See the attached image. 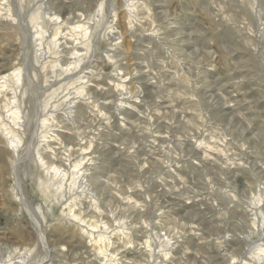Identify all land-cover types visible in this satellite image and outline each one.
<instances>
[{"label": "rangeland", "instance_id": "rangeland-1", "mask_svg": "<svg viewBox=\"0 0 264 264\" xmlns=\"http://www.w3.org/2000/svg\"><path fill=\"white\" fill-rule=\"evenodd\" d=\"M55 1L51 12L70 23L63 30L67 39L74 14L94 17L103 4L106 19L74 77L40 69L24 83L28 93L20 103L29 131L66 134L53 147L81 143L77 160L90 168L92 191L80 196L86 218L72 217L73 196L61 204L47 200L30 153L14 167L0 142V264L26 251L30 264L258 262L264 245V0H133L132 16L124 0ZM34 8L25 5V22ZM110 19L116 31L107 41L100 34ZM12 28L0 22V77L25 65ZM70 42L64 67L72 61ZM77 88L85 90L68 120L66 104ZM121 104L127 109L119 114ZM56 106L60 114L48 122L52 127L42 128ZM16 180L24 206L14 200ZM38 220L48 248L38 239ZM167 237L173 250L152 258Z\"/></svg>", "mask_w": 264, "mask_h": 264}, {"label": "bare ground", "instance_id": "bare-ground-1", "mask_svg": "<svg viewBox=\"0 0 264 264\" xmlns=\"http://www.w3.org/2000/svg\"><path fill=\"white\" fill-rule=\"evenodd\" d=\"M130 1L133 2V0H124L126 6L129 8L128 9L129 16H132V15H134L133 14L134 13V9H133V6L134 5H132V2H130ZM255 1L256 0H253V3L252 4H254ZM53 2H56V1L55 0H0V22L6 21L7 23L10 24V26H13L15 28V30L18 31L17 34L19 36L20 42L22 43V45H20V46H21L22 50L24 51L23 54H24V62H25V65L24 66H19V67L15 68L13 71H11V72H9V73H7V74H5V75H3V76L0 77V142L3 145V148L1 149V151L4 152V153H6V154L12 155L11 158H12V164H13L14 167H15V164H17L19 162L20 158L22 157V155L25 152L30 153V157H31V159H30L31 161L30 162L32 164L31 165V168L34 169L37 172L35 174H36V179H37L36 180L37 181L36 184H37L38 190L42 193V195L47 200H50L53 203L56 202L57 204H61L63 202V200H65V199L68 200L67 198H70V197L73 196V201L69 204V210L68 211L70 213H72V215H71L72 217L79 218L81 220L85 216L82 217L81 209H83V208L81 207L82 205H81V202H80V200H81L80 196L81 195H87L86 193L88 191H92V188H90V184H89V181H90L89 178L92 177V175H90L91 173H89V175H90L89 176L88 175V172H87V170H90V168L84 169V167L86 165L84 166L81 163V159L80 160H77L78 159V156L77 155H79L78 154L77 147H80L81 146L80 145L81 143L78 144L79 141H78V143L77 142L76 143L73 142V143H71L72 146L69 147V148H66V147L63 148L64 146H61V144H60V146H58V144H57L56 146H58V147H55V146L53 147V144H54L53 141H55L57 139V137L64 138L66 136V134H64V132L63 133H61V132L54 133L55 131L53 129H49V130H45L44 129V131L42 130V132H41L40 135H37V129L36 128H35L34 131H29L28 125H26V127H25V120H24L25 119V116L24 115H26L28 112L26 113V111H25L26 114L23 113L24 112L22 110V106L23 105L20 103V99L23 100V98H22L23 95H25V94L28 93V92L26 93V90L27 89H26L24 83H27L26 82L27 80L30 81V82H33V80H34L33 78H35V77H37L39 75L38 71L40 69L42 70V73L41 74L47 72L46 70L48 69V67H51L54 70H58V69L60 70L59 71L60 73L58 72L59 76H61V75H69L70 77H74L76 75V73H77V70L81 66V64L87 58H89L88 57L89 54H90L89 53V50H90V48L93 49L91 47V44H93L92 42L95 39V35H96L95 33H97L96 32V29H97V27L102 26L101 23L106 18H105V14H104V11H103L104 10L103 9V4H101L100 5V9L98 11H96V13H94L95 14V15H93L94 17H88L87 18L83 14L82 15H75L74 14L73 15V18H76L77 21L75 20V23L76 24L73 26V30L74 31L71 34V37L74 38V41L73 42H70L69 40H70L71 37L69 39H67V36L68 35L67 34H63V30L66 28V25L69 23V20H64L62 18V16L59 13H57L58 11L57 12H54L53 11L54 13L51 12V6H52ZM64 2L66 3V1H63V3ZM27 3L29 5L31 4V5H33L35 7L34 8V11L33 12L31 11L32 13L29 16V22H28L29 24L27 23V21L25 22V19H24V13L26 14V12H25V5ZM30 7L31 6H29V8ZM31 9L32 8H30V10ZM57 9H59V8H57ZM68 13H69V11H68ZM75 13H76V11H75ZM70 16H71V13H70ZM84 19H88L89 21L88 20L83 21ZM114 22H115V20H111L110 19V21L107 22L108 24H110V26L107 23H105V24L108 25V27H106L105 28V31H103L100 34L103 39L109 41V40L112 39V37L113 38L115 37V36H113V35H115V31H116V30L114 31V28H115V26H114L115 24L113 25ZM72 24H74V23H72ZM131 26H134V24L131 23L130 27ZM263 27H264V24H263ZM14 28H12V29H14ZM107 28H108L109 31L107 30ZM131 29H130V31H131ZM13 32H14V30H13ZM262 32H264V29L262 30ZM80 35L86 37V40L83 41V42H81L80 41ZM15 36H17V35H15ZM16 38H18V37H16ZM61 38H63V40L60 41ZM118 38H120V37H118ZM69 42L72 44V47L70 46L71 51H74V52H72V55H71L72 56L71 57L72 58V61H70L71 63L68 66L64 67L63 66V64H64L63 54L66 51H69L70 50V49L67 48L68 46L66 47V44L68 43V45H69ZM115 45H117V44H115ZM82 50H85L86 52H83ZM65 58H66V61H67L68 60L67 57H65ZM69 58H70V56H69ZM30 67H35V68H33L34 69L33 70L34 71L33 74H31L32 72L30 70H32V69H30ZM50 69H49V71H50ZM49 71H48V73H50ZM37 79L38 78H36V81H37ZM90 80H88V81H90ZM45 81H46V79H45ZM58 83H60V82H58ZM47 84H49V83H47ZM78 88H79V86H78ZM84 90H85V88L78 89L77 92H76V94L75 95L73 94L74 97L72 99H70L68 101V103L66 104V105H68V110H69L68 112H66V118L68 120H71L74 117V114H72V109L80 101V98H81L80 96L83 95ZM93 90H95V88H93ZM56 103H57V101H56ZM58 104H60V103H58ZM46 105H47V103L45 104V106ZM127 107H129V106H127ZM57 108H58L57 106H56V109L55 110L53 108V110L51 111L52 113H50V116L49 117L43 118L42 121L40 120L42 122V124H41L42 125V128L49 127L50 124L48 122L50 120L51 121L52 120H55V117L58 114H60L58 112V109ZM116 108H117V111L119 112V114H121L122 111H124V110L127 109L122 104L121 105H118ZM127 111H129V110H127ZM48 112H49V110H48ZM45 113H47V112H45ZM123 113H125V111ZM113 114H114V112H113ZM59 116H61V115H59ZM115 117H116V115H115ZM3 118L7 119L8 122H3V120H4ZM116 118H118V117H116ZM64 119H65V116H64ZM56 120L59 121L58 118ZM73 120H74V118H73ZM36 123H37V121H36ZM54 124L56 125V123H54ZM51 127H49V128H51ZM53 128H55V127H53ZM61 128L62 127H60L59 129H61ZM52 132L54 134H51ZM69 134H71V133H69ZM38 138H40V139H38ZM74 138H76V135H74ZM66 141H67V139H66ZM72 141H75V140H72ZM56 142H57V140H56ZM65 143H67V142H64V144ZM200 147H202V146H200ZM201 149H203V148H201ZM82 150H84V149H82ZM85 154H86V152L83 151V153L80 154V157H83ZM93 154H94L93 152H90L89 155H93ZM93 158H94V156H93ZM93 162H94V160H93ZM90 164H91V162H90ZM89 166H87V167H89ZM91 169H92V167H91ZM33 173H34V171H33ZM91 185H92V183H91ZM22 188H23V186H22L21 182L18 181V180H16V183L12 186V193L14 195V200L17 201V202H19L22 206H24L25 205V200H24V198H22L23 193H24V191H23ZM262 191H260V192H262ZM122 192H121V194H122ZM89 194L90 193H88V195ZM97 196L98 195L96 194V197ZM90 197H92V199H93L95 197V195H92L91 194ZM95 199H93V200H95ZM75 200L76 201L78 200L79 203L75 202ZM258 200H259L258 203H260L263 200V198H260ZM98 202L99 201H97V203ZM82 204H83V202H82ZM88 205L91 206V202ZM76 206H78V209H79L78 212H77V210L76 211L73 210V207H76ZM83 206H85V205H83ZM261 211H263V210H261ZM93 212H95V211H93ZM90 213H91V211H90ZM101 213H103V212H101ZM90 217L91 216H89V218ZM68 219H71V218L68 216ZM100 219H101V217H100ZM100 219H98V220H100ZM75 225H78V224H75ZM35 226H36V229H37L36 232H38V234H39L38 235V237H39L38 239H39L40 243L43 246H45L46 248H48V241H47V238H46L45 230L43 229L42 220L35 221ZM255 226H257V225H255ZM110 228H111V226H110ZM254 228H253V230H254ZM125 229H128V228H125ZM84 231H86V230H84ZM93 233H94V231H93ZM260 234H262V233H260ZM260 234H259V236H260ZM261 236H263V238H264V234H262ZM247 237L248 238H251V236H247ZM247 237L245 238V240L247 239ZM260 237H259V239H260ZM171 239L172 238H168V237L165 238L162 241L163 242V244H162L163 246H161L162 248H160L159 250L153 249L152 252H151L152 258H156V259L160 258V255L162 254V252L163 251H166V250H168V251L171 252L173 250V248H174V242H172ZM250 242H251V240H250ZM258 243H260V242H258ZM104 244H105V242H104ZM255 244H257V243H255ZM149 247H150V245H149ZM107 248H108V246H107ZM260 248L259 249H260V251L262 253H259L257 255L258 262H255V264H260L261 262L262 263L264 262V245H263V247L261 245ZM105 249H104V254L106 252ZM198 255H200V254H198ZM108 256L110 257V255H108ZM31 257H32L31 256V252L30 251L29 252L26 251L25 253L23 252V255L19 256L18 259H15L14 260V258H12L8 262H5L3 264H30ZM248 260H250V259H248ZM251 261H252V259H251ZM88 263H90V262H88ZM103 264H110V263H107L105 261ZM116 264H117V262H116ZM118 264H120V263H118ZM231 264H253V263H250V261L248 262V261L241 260L239 262H236V263L233 262Z\"/></svg>", "mask_w": 264, "mask_h": 264}]
</instances>
